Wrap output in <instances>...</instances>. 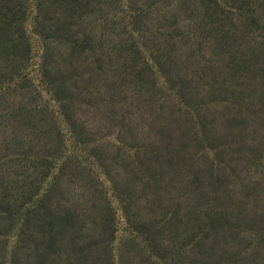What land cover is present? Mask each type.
I'll use <instances>...</instances> for the list:
<instances>
[{
  "label": "rangeland",
  "instance_id": "1",
  "mask_svg": "<svg viewBox=\"0 0 264 264\" xmlns=\"http://www.w3.org/2000/svg\"><path fill=\"white\" fill-rule=\"evenodd\" d=\"M0 264H264V0H0Z\"/></svg>",
  "mask_w": 264,
  "mask_h": 264
}]
</instances>
